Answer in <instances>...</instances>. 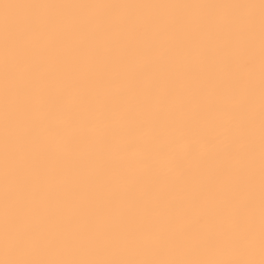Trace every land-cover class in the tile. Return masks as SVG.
Segmentation results:
<instances>
[{"label": "snow or ice", "instance_id": "snow-or-ice-1", "mask_svg": "<svg viewBox=\"0 0 264 264\" xmlns=\"http://www.w3.org/2000/svg\"><path fill=\"white\" fill-rule=\"evenodd\" d=\"M0 264H264V0H0Z\"/></svg>", "mask_w": 264, "mask_h": 264}]
</instances>
